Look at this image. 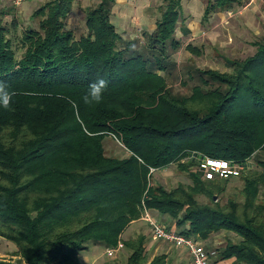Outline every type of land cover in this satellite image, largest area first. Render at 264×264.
Wrapping results in <instances>:
<instances>
[{
  "label": "trees",
  "instance_id": "1",
  "mask_svg": "<svg viewBox=\"0 0 264 264\" xmlns=\"http://www.w3.org/2000/svg\"><path fill=\"white\" fill-rule=\"evenodd\" d=\"M74 1L40 7L38 28L17 42L15 22H3L9 10L0 11V81L15 92L11 107H0V239L20 258L0 264H79L90 246L115 249L145 211L186 237L232 233L240 240L218 252L220 261L264 264V160L259 174L242 176L264 155V40L254 43V55L227 60L229 72H188L182 85L194 84L182 95L164 76L180 48V0H165L155 30L142 33L145 42L123 41L112 22L114 0L87 11V33L76 39L66 31ZM234 1L208 0L203 20ZM99 78L109 82L102 101L86 102ZM108 139L127 156H108ZM207 159L245 170L207 180ZM172 166L191 184L156 185L155 173ZM240 177L243 203L214 201ZM131 237L123 242L131 252L126 264H166L163 255L148 262L146 234Z\"/></svg>",
  "mask_w": 264,
  "mask_h": 264
},
{
  "label": "rangeland",
  "instance_id": "2",
  "mask_svg": "<svg viewBox=\"0 0 264 264\" xmlns=\"http://www.w3.org/2000/svg\"><path fill=\"white\" fill-rule=\"evenodd\" d=\"M49 1L51 0H26L19 7L14 5L15 8L8 5V16L4 17L3 22L7 28L10 27L12 21L15 22L17 28L10 34L15 42L21 38L24 30L38 28L39 19L34 18L33 15L42 5ZM147 1H149V4L144 6L146 8L141 18H138L140 17L139 15L137 16L138 8L135 9L131 6L132 9L128 8L129 12L125 13V9L116 10V7H114L113 12L115 14L113 15V20L124 42L134 40L145 42L142 33L151 34L155 30L156 23L162 15L161 8H163L164 1ZM198 1L201 3L200 6L185 4L183 1L185 5L175 35L180 48L175 53L173 52L174 54L172 53V64L170 63L171 66L168 72L164 74L169 88L174 93L182 95L189 94L190 88L194 84V82H191L187 87L182 85L185 80L187 82L188 72H194L195 70L229 72L226 65L227 60H244L254 55L256 52L254 43L264 40V0H238L240 3L233 10L222 14H215L208 21L203 20L207 0H195V3ZM98 4L99 0H75L72 12L66 22V31H72L76 39L85 35L87 33L85 27L86 13ZM120 15L125 16V18H131L133 26L129 24V19L127 27L124 24H120L118 21ZM136 25L139 27H136ZM123 29H126V32ZM185 29L189 31V34H185ZM188 46L196 48L200 54H192L187 50ZM104 143L105 147L108 146L106 149L108 156L117 158H125L127 156L122 146L116 141L111 140L110 142L108 139ZM260 160H264L263 154H258L252 158L249 161L248 170L242 176H246L249 173L259 174L261 169L258 167L257 162ZM154 176V183L164 187L166 190H172L182 184H191L188 175L178 170L176 166L157 172ZM243 187L244 183L241 177L231 179L226 184L225 191L214 196L216 197L215 202H219L220 205H225L231 200L243 203ZM197 200L200 204H210V200L204 196L198 197ZM149 216L158 219L156 215L153 216L150 212ZM158 220L161 225L166 227V224L163 222L164 219ZM136 228L138 229L135 232L136 234L141 232V235L143 233L146 236L149 235L145 222L141 226L136 225ZM131 239H134V237H131ZM209 239L210 245H207L208 247L205 248L217 252L224 249L228 243H237L240 240L236 235L227 232L211 234ZM197 240L199 243L203 241L201 239ZM17 252L16 246L0 239V261L17 263L20 259ZM126 253L129 254L130 250H127ZM115 256L116 254L112 258L106 257V262H102V264H121V262L118 263L116 261ZM217 260H219V256L213 257L211 262L213 263Z\"/></svg>",
  "mask_w": 264,
  "mask_h": 264
},
{
  "label": "crops",
  "instance_id": "3",
  "mask_svg": "<svg viewBox=\"0 0 264 264\" xmlns=\"http://www.w3.org/2000/svg\"><path fill=\"white\" fill-rule=\"evenodd\" d=\"M163 1H164V3H163V8H164L166 6L167 2L165 0H163ZM183 1L185 2V4H189V5H192V4H196L197 6L201 5V3L199 1L197 3H195V0H180L179 2H180V7H181V9H180L181 13H182L184 5H185V4H183ZM114 2L115 3H114L113 8H112V22H114V20H113V15L115 14V12H113L114 7H116V10L125 9L124 10L125 13L129 12L128 8L129 9H132V7L135 9L138 8L137 16L139 15L140 17H138V18H141V16L144 13V10L146 8L144 6L146 4H149V1H147V0H114ZM239 3H240V1L235 0L234 4H232L231 8H227L225 10L224 9L223 10L217 9L215 14H222V13L231 11V10H233V8L235 6H238ZM8 5H10L11 7L13 6L12 0H0V11H3V12L6 11L9 8ZM207 5H208V0L206 1V7L204 9V12L207 8ZM163 8H161V11ZM118 18H119V20H118L119 23L122 25L124 24L125 27H127L128 19L130 21L129 24L132 23L131 18H125V16H122V15H120ZM131 25L133 26V24H131ZM116 27H117V25H116ZM136 27H139V26L136 25ZM140 27H142V26H140ZM117 29H118V27H117ZM123 31L126 32V29H123ZM158 222L160 223V221H158ZM136 225H139V223L134 222L133 224H131V226L123 234L122 244H123V242L128 240L131 236L134 237V239H136L135 238L136 236H138V237L141 236V232H138L137 234L135 233L138 230L136 228ZM148 236H147L148 238L145 241V249L147 252V256L149 258V260H148L149 263L155 257L163 255L166 257V264H192V258L190 256V254L187 252V250L176 249L171 244L166 243V242L154 241L152 239L151 233H149ZM209 240H210L209 238L207 240H203L200 244H202V246L204 248L208 247L207 245H210ZM127 250L128 249L123 248L121 251L116 253V256L114 258H116V261H118V263L121 262V264H126L127 259L131 253V252L129 254L126 253ZM205 250L207 252L215 253L214 257L218 256V252L215 250H207L206 248H205ZM106 252H107V250L101 246H90L89 249H87V251L80 254V256L78 258L79 264H102V262H106L105 258L108 257L106 255ZM124 254H126V255H124ZM211 264H233V260H227V261L217 260L216 262H213V263L211 262Z\"/></svg>",
  "mask_w": 264,
  "mask_h": 264
},
{
  "label": "built area",
  "instance_id": "4",
  "mask_svg": "<svg viewBox=\"0 0 264 264\" xmlns=\"http://www.w3.org/2000/svg\"><path fill=\"white\" fill-rule=\"evenodd\" d=\"M26 0H12L13 4L19 7ZM207 180L214 179L218 176L221 179H229L233 176H239L244 172L245 167L237 164L232 165L225 161H214L207 159L201 164ZM154 173V170L150 171ZM142 221L151 228V235L154 241L166 242L176 249H185L190 254L193 264H211V259L215 256L213 252H207L205 248L198 242V238L186 237L175 231H169L158 221L149 216V212L145 211ZM124 245L119 242L115 249L107 250L106 255L112 258L117 252L121 251Z\"/></svg>",
  "mask_w": 264,
  "mask_h": 264
},
{
  "label": "clouds",
  "instance_id": "5",
  "mask_svg": "<svg viewBox=\"0 0 264 264\" xmlns=\"http://www.w3.org/2000/svg\"><path fill=\"white\" fill-rule=\"evenodd\" d=\"M108 84L109 82L104 78H99L93 81L89 85V91L84 97L85 101L100 103L103 99L105 91L108 88ZM14 95L15 92L10 90L9 86L5 82L0 81V107L9 109Z\"/></svg>",
  "mask_w": 264,
  "mask_h": 264
},
{
  "label": "water",
  "instance_id": "6",
  "mask_svg": "<svg viewBox=\"0 0 264 264\" xmlns=\"http://www.w3.org/2000/svg\"><path fill=\"white\" fill-rule=\"evenodd\" d=\"M214 201H216V197H214Z\"/></svg>",
  "mask_w": 264,
  "mask_h": 264
}]
</instances>
